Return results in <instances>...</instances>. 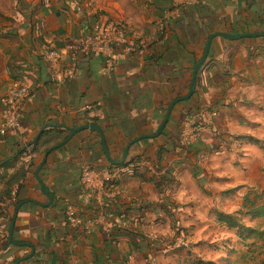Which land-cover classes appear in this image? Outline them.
I'll return each mask as SVG.
<instances>
[{
    "label": "crops",
    "instance_id": "obj_1",
    "mask_svg": "<svg viewBox=\"0 0 264 264\" xmlns=\"http://www.w3.org/2000/svg\"><path fill=\"white\" fill-rule=\"evenodd\" d=\"M77 2L0 0V121L4 112L2 100L10 86L19 82L36 93V98L24 108L22 131L18 135L0 137V163H6L0 166V188L4 185L5 170L9 176L10 173L18 174L21 162L33 164L19 193L20 199L28 201L20 204L15 238L33 237L41 245L48 246L57 243L51 234L61 233L66 226L68 233L63 236L61 246L56 244L62 254H71L65 264H131L144 256L156 258L166 249L153 247L149 251L143 248L120 254L116 247L98 242L99 226L88 231V213H78L84 221L82 227L67 226L64 222L66 205L76 209H87L92 203L96 205V196L81 183V169L112 165L103 151L99 133L82 130L64 146L53 148L69 137L71 129L95 124L103 132L112 160L120 161L126 146L136 139L125 162L140 160L138 165L148 168V162L143 161L144 155L154 156L163 144L160 140L152 142L157 137L147 138V141L138 139L156 132L170 103L189 92L196 59L201 57L207 37L216 33L214 30L222 32L228 28L231 33L238 34L264 33V0H197L168 18L163 16L171 9L169 0ZM102 6L111 9L112 20L124 25L129 39L142 43L141 50L120 56L112 71L104 68L99 56L80 57L73 81L63 85L53 83L49 70L38 62V55L90 32L88 10H102ZM162 22L168 31L164 40L161 38ZM204 64L196 93L188 101L178 103L168 121L177 127L184 143H187L184 141L186 134L196 125L201 127L198 137L190 143L196 148L192 163L183 159L185 155L170 153L161 161V169L149 167L147 175L141 168H126L115 191L108 192L111 200L117 197L130 203L126 206L128 218L141 223L139 231L147 238L154 236L146 231L153 228L150 227L152 222L170 229V205L177 206L176 212L183 211L181 200L187 184L207 183L208 171L199 163L203 155L212 151L214 136L225 130L224 123L233 118L234 130L245 127L247 125L241 121L243 115L250 114L258 106L264 107V37L237 42L217 37ZM12 74L16 81H12ZM221 96L232 98L230 109L222 110L225 116L216 114L218 110L213 104ZM34 142L36 144L32 145ZM29 150L35 151L34 155L11 161L10 157ZM46 150L50 152L44 153ZM46 154L39 178L52 198L48 207L43 205L50 202L49 198L36 178V170ZM17 191L14 189L13 194ZM174 210L173 207L172 212ZM14 212V206H3L0 264H14L16 257L24 258L26 248L32 252L27 245L22 248L14 241L16 245L13 244L9 233L5 237L4 228ZM75 230H79L78 237L73 235ZM92 248L96 253H91ZM26 261L20 264H50L40 260Z\"/></svg>",
    "mask_w": 264,
    "mask_h": 264
},
{
    "label": "rangeland",
    "instance_id": "obj_2",
    "mask_svg": "<svg viewBox=\"0 0 264 264\" xmlns=\"http://www.w3.org/2000/svg\"><path fill=\"white\" fill-rule=\"evenodd\" d=\"M241 121L247 126L234 130L232 118L214 136L212 151L199 163L209 179L203 185L187 184L182 212L170 205V229L153 222V228L146 229L154 235L148 237L150 246L166 251L131 264H191L195 257L214 264H259L264 258V218L244 208L246 198L264 204V107H256ZM220 214L234 216L243 225L242 235L221 222Z\"/></svg>",
    "mask_w": 264,
    "mask_h": 264
},
{
    "label": "trees",
    "instance_id": "obj_3",
    "mask_svg": "<svg viewBox=\"0 0 264 264\" xmlns=\"http://www.w3.org/2000/svg\"><path fill=\"white\" fill-rule=\"evenodd\" d=\"M76 2H77V0H76ZM78 8L81 9V5L79 3H78ZM88 14L91 15V21H90V23H88V25H94V23L97 20L106 19L107 22H109V23H117L120 26H122V24L120 22L112 20L110 8L102 6V10L99 8L97 10L89 9ZM219 30L220 29L214 30V32L215 31L220 32ZM40 33H42V31H40ZM222 33H229L235 37L242 35V34H238L235 32L231 33L229 28L223 29ZM243 34H245V33H243ZM208 37L204 42L203 52H204V48L206 46ZM232 42H237V40H232ZM69 43L63 45L60 48H52V49H57V50L62 49L64 47H66ZM203 52H202V54H203ZM201 57H202V55H201ZM201 57H197L196 64L199 62ZM38 62L47 68V65L43 62L42 54L38 55ZM204 66H205V64H204ZM204 66H202L201 69H203ZM201 69L199 70V72L201 71ZM199 72L197 75V84H198V80L200 78ZM13 75L14 74H12V77H13L12 81H16V78ZM196 91H197V87H196L195 93H196ZM231 102H232V98H230L228 96H226L225 98H223V96H221L220 98L218 97L215 101H213V104L215 105V107H217V110H218L216 112V114L219 113V114H222V116H225L222 110L223 109L229 110ZM181 103H183V102H181ZM166 112H167V110H165L163 112V115H162L163 117H165ZM170 122H171V120H170ZM170 122H168L167 125L164 127L161 134L155 140H152V142L160 140L163 145H161L158 148L156 153H154V156H149V155L145 154L143 157V161L145 160L146 162H148V165L151 168L154 167V168L161 169V166H160L161 161L166 159L167 155L170 153H175V154L179 155L180 157L185 155L183 157V159L187 163H192V158H194L196 155V148H195L194 144L182 142V140L180 139L179 134H178L179 130L177 129V127L175 128V126H172L170 124ZM153 134H151V135H153ZM139 136H141V135H139ZM142 137H143L144 141H147V136L142 135ZM132 143L136 144V139L132 140ZM35 144L36 143L34 142L32 145H35ZM47 151L48 150H46L44 153H46ZM34 152L35 151H33V150L20 151L19 153H17L16 155H14L10 158H11V161H14V162H16L18 160L21 161L22 158H24L28 155H34ZM139 161L125 162L122 165H109L108 170H109L111 175H115V179L104 185V187H103L104 191L110 192V193L115 191V189L117 188V186L120 182L119 178L123 175L122 170H124L126 168H128V169L131 168L132 170L136 169V168H141L140 170L143 171V173L145 175L149 174L150 173L148 171L149 167L147 168V166H145V167L139 166L138 165ZM5 164L6 163L3 161L0 163V166H4ZM161 165H162V163H161ZM32 167H33L32 162L29 164H26L25 162H23V163L21 162L20 168L18 170V174L10 173L9 176L7 175V170H5V174L3 175L4 185L0 188V216L4 215V213H3V206L4 205L11 206V207H13V206L17 207L18 205L23 204V203L28 201V199H26V200L20 199L19 193L23 190L26 176L28 174L29 169ZM160 184H161V182H160ZM16 188L18 191L14 195L13 194L14 189H16ZM105 202L102 205L103 207H101V208H99L97 205H94V203H92L91 205H88L87 209H84V208L76 209L74 206H72V207L75 209V211L77 213H85V214L88 213L89 214L88 216L90 218L95 217L99 213V210L102 209V211H104L105 219L107 221V225L97 227V228H99L98 231L96 232V237H97L98 242L104 243V244H110V245L116 247L120 254L121 253H133L135 250L140 251L143 248L151 251L153 249V247L150 246V240H148V238L139 231L141 223L139 221H130V219L128 218L127 211L129 210V208L126 206L129 205L130 203H128L126 201H122L121 199H118L117 197L113 198L112 200L110 199L106 203ZM244 208L248 209L246 211L247 214L254 216V217L264 218V204L258 205V203L255 200L246 198L245 203H244ZM240 212L243 213L244 210L240 211ZM219 220L221 222L222 221L225 222L230 227H234L237 230L236 231L237 235H242L243 225H241L235 219L234 216H232V215H221L220 214ZM11 221H12L11 218H9V223L4 228L5 237H6V235H8V233L10 231ZM66 225L68 226V224H66ZM82 226H78V227H82ZM16 227H17V224L14 227V232H13V237H12L13 241L16 242L17 245L21 246L22 248H24L26 246V244H30V245L32 244L35 248L34 255L28 261L38 262L40 260L41 262L44 261V262H48L50 264H65L66 261L71 257V254L68 252L62 254L59 250H57V246H56V244L61 246V244L63 242V236H65L68 233V227L65 226L62 229V232L59 234H56V235L51 234V237L54 238L57 243L49 244L48 246L41 245L39 243V240L35 239L33 237H26L25 239L17 240L15 238ZM78 233H79V230H75L73 235L78 237ZM6 241H8V240L6 239ZM94 249L95 248H92L91 253L92 252L96 253V251H94ZM30 254H31V250L29 248H26L24 258L26 256H29ZM195 258L191 261V264H214L213 262H203V261H200L199 259H195ZM19 259H21V258L16 257L14 260V263ZM28 261H26V262H28ZM259 264H264V258L259 262Z\"/></svg>",
    "mask_w": 264,
    "mask_h": 264
},
{
    "label": "built area",
    "instance_id": "obj_4",
    "mask_svg": "<svg viewBox=\"0 0 264 264\" xmlns=\"http://www.w3.org/2000/svg\"><path fill=\"white\" fill-rule=\"evenodd\" d=\"M169 1L171 9L164 13L165 18L197 2V0ZM91 27L89 33L71 41L66 47L58 50L48 49L42 53L43 62L47 65L53 83L63 85L73 81L77 76L80 57L99 56L104 61V68L112 71L120 56L135 54L142 48L141 42L128 38V31L124 25L120 26L117 23H109L106 19H100ZM161 29L163 31L161 38L164 40L168 35L165 22H162ZM35 98L36 93L22 83L16 82L8 88L2 100L4 112L0 121V137L18 135L22 131L24 108ZM200 130L201 127L196 125L191 133L185 135L184 141L192 143L200 134ZM126 171L127 169H124L122 173ZM114 179L115 175H111L107 167L84 166L80 172L82 185L96 196V205L99 208L111 198V195L104 191V185ZM64 222L73 227L84 224L81 216L71 205H66ZM101 225H107L102 209L95 217L89 218L87 229L91 232L93 228Z\"/></svg>",
    "mask_w": 264,
    "mask_h": 264
},
{
    "label": "water",
    "instance_id": "obj_5",
    "mask_svg": "<svg viewBox=\"0 0 264 264\" xmlns=\"http://www.w3.org/2000/svg\"><path fill=\"white\" fill-rule=\"evenodd\" d=\"M217 37H222V38H227V39H230V40H240V39H245V38H258V37H264V33H258V34H249V33H246V34H242L238 37H235L229 33H222V32H216V33H213L211 34L209 37H208V40H207V43H206V46L204 48V52L202 54V57L201 59L199 60V62L195 65L194 69H193V73H192V78H191V84H190V89H189V92L183 96V97H178L176 99H174L171 104L169 105L168 109H167V112H166V115L164 117V119L162 120L161 124L159 125L157 131L155 132V134L153 135H150V136H147V138L149 139H154L156 137H158L161 132L163 131L164 127L167 125L169 119H170V116H171V112L173 110V108L178 104V103H181V102H185V101H188L195 93V90H196V86H197V75H198V72L199 70L201 69V67L204 65L207 57L209 56V53H210V49H211V46H212V42L215 38ZM82 130H90V131H96L99 133L100 137H101V140H102V146H103V151L108 159V161L112 164V165H122L125 163L126 159H127V156H128V151H129V148L131 147V145L133 143H130L129 145L126 146L125 148V151L123 153V156H122V159L120 161H114L111 159L109 153H108V150H107V147H106V142H105V138L103 136V132L102 130L100 129V127H98L97 125L95 124H87V125H83L79 128H76V129H71L70 130V135L69 137L63 141L62 143H60L58 146L54 147L53 149H57V148H60L62 146H64L75 134H77L78 132H81ZM140 139H143V137H140L138 140ZM52 149V150H53ZM50 151H48L49 153ZM47 153V154H48ZM47 154L45 155V159H44V162L41 163L37 170H36V178L38 179V181L40 182L41 184V189L43 191V193L48 196L49 198V203L47 205H43L44 207H48L51 205L52 203V198L51 196L48 194V192L46 191L45 189V186L44 184L41 182L40 178H39V172L40 170L42 169L44 163H45V160H46V157H47ZM21 205H18L17 207H15V212H14V215L12 217V222H11V226H10V231H9V240L15 244L13 242V232H14V227H15V222H16V219H17V214H18V211L20 209ZM16 245V244H15ZM27 246L31 247L32 249V252L29 256L25 257V258H21L19 260H17L14 264H20L28 259H30L33 254H34V249L33 247L30 245V244H26Z\"/></svg>",
    "mask_w": 264,
    "mask_h": 264
}]
</instances>
